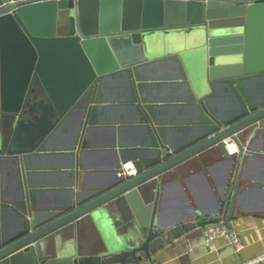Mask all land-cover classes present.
Masks as SVG:
<instances>
[{
    "label": "water",
    "instance_id": "95a60500",
    "mask_svg": "<svg viewBox=\"0 0 264 264\" xmlns=\"http://www.w3.org/2000/svg\"><path fill=\"white\" fill-rule=\"evenodd\" d=\"M162 60L174 67L144 70ZM160 84L180 92L151 91ZM119 87L116 95L111 88ZM120 107L145 132L112 141L115 172L131 161L136 173L78 189L91 128ZM165 108L190 115L163 116ZM0 114V264H151L172 238L231 219L252 183L236 175L264 129V0H0ZM72 119L69 136L57 142ZM53 154L70 160L41 161ZM204 154L230 162L213 216L162 225L159 187L192 161L200 166ZM5 159L14 166L12 195L2 187ZM42 172L69 177L35 178ZM48 188L65 196L41 202L37 192Z\"/></svg>",
    "mask_w": 264,
    "mask_h": 264
},
{
    "label": "crops",
    "instance_id": "0c3cea01",
    "mask_svg": "<svg viewBox=\"0 0 264 264\" xmlns=\"http://www.w3.org/2000/svg\"><path fill=\"white\" fill-rule=\"evenodd\" d=\"M174 64L172 60H162L145 66L144 70L163 73L172 69ZM118 90L121 94L122 87ZM151 91L166 96L179 93L180 89L173 92L169 86L160 84L152 86ZM119 94L116 91V95ZM163 110V116L190 115L188 111L178 108ZM2 116L0 114V117ZM106 117L109 122H102L91 128V145L89 149L81 150L79 154V179L76 184L78 189L100 187L116 179L115 157L118 153L111 148L113 140L132 142L144 137L143 124L134 118L130 109L124 107L111 109ZM70 122H73V119ZM182 129L179 127L176 134H181ZM56 141L59 142L57 139ZM219 156L204 154L200 166L192 161L187 167L166 178V182L159 187L157 219L162 225L178 221L186 214L198 215L199 219L213 216L217 195L230 171V162ZM242 159L237 175L235 173L233 175L240 176L241 183L250 180L252 183L242 189L236 202L238 205L234 206L233 217L228 218L240 234V250L235 251L223 236L207 242L200 230L202 225L191 229L185 234L187 238L182 236L184 240L180 242H178L180 237L172 238L170 243L165 245L166 249L162 248L153 254L151 264H235L264 250V129H260L253 139V153ZM69 160L70 157L64 154L41 158L43 163L50 164ZM13 168L10 160L5 159L2 162V187L8 195L15 191ZM68 177L67 173L57 172H42L35 175V178L43 181L65 180ZM37 195L44 203L65 196L55 188L41 189ZM6 217L10 218L9 215ZM80 235L81 241L88 240L86 233L81 232ZM253 264H264V260Z\"/></svg>",
    "mask_w": 264,
    "mask_h": 264
},
{
    "label": "built area",
    "instance_id": "2783aa9c",
    "mask_svg": "<svg viewBox=\"0 0 264 264\" xmlns=\"http://www.w3.org/2000/svg\"><path fill=\"white\" fill-rule=\"evenodd\" d=\"M226 142L231 152L238 149L232 138L229 137ZM135 173L136 168L131 161L121 163V165L116 170V175L119 178L131 176ZM202 234L205 240L209 243L214 238L223 236L233 246L235 251H238L241 248L240 234L238 230L235 229L230 220L224 216L220 217L215 222L204 224L202 226ZM262 260H264V250L235 264H253Z\"/></svg>",
    "mask_w": 264,
    "mask_h": 264
},
{
    "label": "rangeland",
    "instance_id": "374dc122",
    "mask_svg": "<svg viewBox=\"0 0 264 264\" xmlns=\"http://www.w3.org/2000/svg\"><path fill=\"white\" fill-rule=\"evenodd\" d=\"M177 37H179V40L182 38L181 36L177 35ZM194 37H197V38H194L192 39V42H198L199 39L198 38H201L198 34H196ZM178 40V41H179ZM187 40L182 42L181 41L177 44L178 47H181L180 45H186L187 44ZM111 90L116 93V91L118 92V94L121 92L119 91L117 88H111ZM173 92H176V89H172ZM218 97V96H217ZM219 99L220 101L222 102L221 104H223V106L225 108H228V100L226 97H224L223 95L221 96V92H220V95H219ZM231 105V104H230ZM71 128H72V124L69 120H66L60 127H59V130H57L56 134H55V138L57 140H63L65 139L66 137L69 136L70 134V131H71Z\"/></svg>",
    "mask_w": 264,
    "mask_h": 264
}]
</instances>
